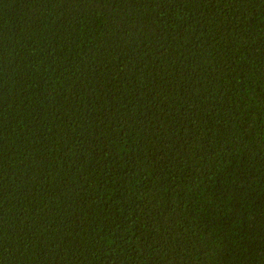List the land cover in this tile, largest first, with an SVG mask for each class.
<instances>
[{"label": "trees", "instance_id": "trees-1", "mask_svg": "<svg viewBox=\"0 0 264 264\" xmlns=\"http://www.w3.org/2000/svg\"><path fill=\"white\" fill-rule=\"evenodd\" d=\"M0 264H264V0H0Z\"/></svg>", "mask_w": 264, "mask_h": 264}]
</instances>
